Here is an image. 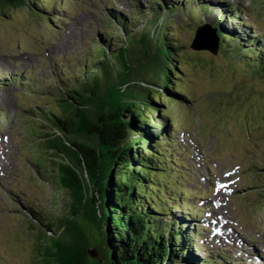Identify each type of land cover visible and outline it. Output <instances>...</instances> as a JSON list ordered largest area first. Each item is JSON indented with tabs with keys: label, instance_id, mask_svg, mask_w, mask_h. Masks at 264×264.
I'll use <instances>...</instances> for the list:
<instances>
[{
	"label": "rangeland",
	"instance_id": "obj_1",
	"mask_svg": "<svg viewBox=\"0 0 264 264\" xmlns=\"http://www.w3.org/2000/svg\"><path fill=\"white\" fill-rule=\"evenodd\" d=\"M44 1L46 5L51 3V19L58 17L61 21V32L48 31L45 28L49 24L47 21L33 17L25 9L0 15V82L6 79L4 84H0V139L5 141L11 167L1 177L9 165L6 154L2 153L0 161L5 164V169L0 173L1 264H44L38 250L43 245L41 242L46 240V234L38 225L32 228L35 221L29 219L33 213L31 208L38 209L40 214L47 212L58 217H62L64 211V194L55 189L56 179L51 175L48 155L41 150L45 149L40 143L44 140L42 133L51 132L52 129H42L44 123L36 117L35 113L39 112H34L33 108L48 103L51 105V96L61 92L62 84L54 78L63 67L69 66L70 72L76 73L78 55L86 56V46L106 30L103 15L109 11L108 7L127 15L133 13L132 0ZM133 1L140 2L143 8L148 9L154 0ZM180 1L186 3L189 0ZM235 1L249 21H257L255 28L264 37V0ZM35 9L44 10L38 6ZM145 13L132 26V31H139V35L143 29L151 33L154 30L155 33L168 30L180 35V44L184 46L181 79L184 87L195 96L191 111L179 105L168 110L172 116L179 115L192 132L186 136L184 131H178L175 136L178 149L181 148L182 156L188 161L185 166L189 180L180 185L176 180L165 179L170 187L166 190L176 191V186H183V189L198 195V209L204 211L199 219L201 227L209 230L208 233L200 230V245L232 261L236 259L237 264H250L242 261L238 253L241 249L236 245L233 248L228 239L217 238L219 236L213 238L212 234L216 232L215 229L228 227V223L222 219L221 215H224L244 234L242 237L245 238L239 242L235 231L228 228L229 234L235 235L239 247L241 243L250 250L260 242V248L256 250L264 254V69L256 72L255 62L243 61L245 59L235 57L234 52L227 54L220 50L214 55L207 50L198 52L191 48L197 27L215 22L217 16L214 13L199 11L202 18L191 14L189 19L183 20L186 13L181 10L175 16H166L162 22L156 13ZM113 27L115 33L111 42L126 43L127 34L122 26L113 24ZM67 35L69 38L65 41ZM95 63L93 61L92 65ZM179 66L182 67L181 64ZM24 76H30L37 87L25 88L12 83ZM42 89H47L45 95ZM26 90L29 94H24ZM22 159L27 160V166H24ZM175 169L186 172L180 166ZM223 175L228 179H221ZM246 179L251 181L253 187L245 186ZM224 184L227 187H223ZM221 186L223 189H220ZM222 198L218 206L212 202L215 199L219 203ZM194 199L189 197L188 203L193 204ZM238 205L246 212H239ZM216 212L221 214L217 215L220 222L211 219L213 228L208 219L214 217ZM207 220L209 226L206 225ZM76 221L90 239L88 247H101L102 242L97 240V229L83 215L78 216ZM90 227L93 228L92 232ZM219 234L222 235V232ZM201 255L204 256L205 252L202 251ZM250 255L256 254L251 252Z\"/></svg>",
	"mask_w": 264,
	"mask_h": 264
},
{
	"label": "trees",
	"instance_id": "obj_2",
	"mask_svg": "<svg viewBox=\"0 0 264 264\" xmlns=\"http://www.w3.org/2000/svg\"><path fill=\"white\" fill-rule=\"evenodd\" d=\"M50 7L44 0H0V15L25 9L51 23ZM111 16L125 22L127 44L102 39L95 49L97 63L85 67L43 116L42 129L52 130L42 133L41 150L48 155L55 189L64 194V211L62 217L30 214L32 228L38 225L46 234L38 256L44 264H100L88 255L90 239L76 221L83 215L97 229L98 242H109L107 264H215L212 257L196 256L192 237L181 229L162 226L166 210L158 204L177 202L173 195H157L164 185L160 172L169 161L156 140H170L168 126L161 129L158 120L166 118L170 127L169 108L195 100L181 79L180 35L147 29L138 35L128 18ZM219 36L221 51L241 50ZM259 60L264 65L263 55Z\"/></svg>",
	"mask_w": 264,
	"mask_h": 264
},
{
	"label": "water",
	"instance_id": "obj_3",
	"mask_svg": "<svg viewBox=\"0 0 264 264\" xmlns=\"http://www.w3.org/2000/svg\"><path fill=\"white\" fill-rule=\"evenodd\" d=\"M191 47L197 51L208 50L216 55L219 51V38L215 36V31H212L208 26H200L196 31ZM109 248V242L106 241L98 249L89 248L88 255L100 264H107L106 259L111 255Z\"/></svg>",
	"mask_w": 264,
	"mask_h": 264
},
{
	"label": "bare ground",
	"instance_id": "obj_4",
	"mask_svg": "<svg viewBox=\"0 0 264 264\" xmlns=\"http://www.w3.org/2000/svg\"><path fill=\"white\" fill-rule=\"evenodd\" d=\"M3 149H0V155L3 153ZM0 160H1V158H0ZM4 169H5V164H3L2 163V161H0V173L2 172V171H4ZM227 187V185H223V187ZM220 189H223L222 188V186H221V188ZM212 221H214V222H217V223H219L220 222V219H219V216H215L213 219H212Z\"/></svg>",
	"mask_w": 264,
	"mask_h": 264
}]
</instances>
